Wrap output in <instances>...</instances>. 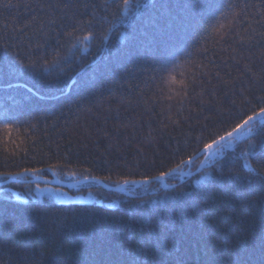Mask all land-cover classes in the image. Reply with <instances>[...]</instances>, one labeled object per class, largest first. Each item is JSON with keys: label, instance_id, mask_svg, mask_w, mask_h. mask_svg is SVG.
Here are the masks:
<instances>
[{"label": "trees", "instance_id": "obj_1", "mask_svg": "<svg viewBox=\"0 0 264 264\" xmlns=\"http://www.w3.org/2000/svg\"><path fill=\"white\" fill-rule=\"evenodd\" d=\"M205 2L0 0V58L18 69L0 86V172L116 187L194 159L258 111L264 0H209L211 16ZM250 127L161 181L64 189L103 204L35 200V177L0 186V264H262L264 121Z\"/></svg>", "mask_w": 264, "mask_h": 264}, {"label": "snow or ice", "instance_id": "obj_2", "mask_svg": "<svg viewBox=\"0 0 264 264\" xmlns=\"http://www.w3.org/2000/svg\"><path fill=\"white\" fill-rule=\"evenodd\" d=\"M123 3L125 6H128L129 0H123ZM210 16L214 15L216 11L220 9V6L217 3H210L209 0H206V2L203 5H200ZM29 24H25L24 28H28ZM23 31V29H21ZM89 37H84L85 40H87ZM39 47V45H37ZM5 51H7L5 49ZM15 59V58H13ZM22 63V61H21ZM25 67H35V65H25ZM18 72V69H16L15 65L13 64L12 60L3 59L0 58V86L7 85L8 87H12V83L9 81V77L14 73ZM175 82V81H173ZM31 91V90H29ZM260 100L264 102V96L260 97ZM261 120L264 121V105L259 107V110H250L249 113L244 114L242 117H240L236 123H234L232 126H230L228 129L224 130L222 133L217 134L214 137H211L208 142H206L201 149L203 153L206 154L205 160L210 159L212 156L216 154V151H219V149L224 145H230L231 142H234L238 139H240L242 136L247 135L248 132L251 131L250 122H254L255 120ZM6 131H11V128L7 125L5 126ZM245 130V131H242ZM260 151L259 155L264 156V141L259 146ZM257 155L256 152V146L253 145L251 152H246L245 155ZM191 157L188 161L184 159H180V161L176 164V167H170L168 170H161L159 175L157 176H150L141 180H135V179H123L122 181H114L113 183L116 185H129V184H147L150 180H162L165 177L171 176L174 173H177L178 171L182 170L183 166L187 163L191 162ZM60 167H67L66 164H56L52 165L50 164L48 166V170L52 171L56 168ZM45 169L43 168H30L26 167L21 171L18 172H0V178L3 177H16V178H30L35 177L37 180L39 179L38 174L44 172ZM87 172V170H85ZM261 177H264V171H261L260 173ZM76 176V173L71 174V178H74ZM85 181L91 182V181H97L98 178L95 176H92L90 173L85 175L84 177ZM104 179L110 180V177H105ZM26 183H31L32 181L30 179L25 180ZM261 183L264 184V179H261ZM47 189L41 188L39 183L36 184L35 189H30V191H34L37 193L43 194ZM57 193H60V189H55ZM178 199L181 198L180 196L177 197ZM262 264H264V261H262Z\"/></svg>", "mask_w": 264, "mask_h": 264}, {"label": "rangeland", "instance_id": "obj_3", "mask_svg": "<svg viewBox=\"0 0 264 264\" xmlns=\"http://www.w3.org/2000/svg\"><path fill=\"white\" fill-rule=\"evenodd\" d=\"M218 154V152H216V154L213 157H215ZM208 178V174L199 177L196 181L195 184H199L201 182H203L204 180H206ZM36 187V186H35ZM35 187L33 188V190L35 189ZM41 188H45L47 189L43 194L41 193H37V192H33V196H31L33 199L35 200H40L43 198L52 200L56 203L59 204H103L101 200H99L98 198H96L94 195L88 193V194H72L69 193L68 191L61 189V188H56V187H52V186H42ZM55 189H60L61 192L57 193L55 191ZM13 197L15 200L17 201H21V202H25L27 200V198H25L24 196H20L16 193H13ZM112 205V204H110Z\"/></svg>", "mask_w": 264, "mask_h": 264}, {"label": "water", "instance_id": "obj_4", "mask_svg": "<svg viewBox=\"0 0 264 264\" xmlns=\"http://www.w3.org/2000/svg\"><path fill=\"white\" fill-rule=\"evenodd\" d=\"M251 123H253V122H250V124ZM202 154H203V152H201L200 154H198L194 159L191 160V162H193L198 156H200ZM205 156H206V154H205ZM205 162H206V160H205V157H204V159L202 161V165ZM165 178H167V177H165ZM157 181H161V180H150L149 183H147V184L154 183V182H157ZM13 182H19V178L12 177V178L8 179L7 181H5L3 183H0V186H6V185L11 184ZM32 182L33 183H36V184L39 183V184H42V185H48V186H52V187H56V188H61V189L75 188V187H77L79 185L88 183V181H85L84 179L83 180H80V181H77V182H74V183H64V182H60V181H56V180H48V179L47 180L46 179H44V180H39L38 179V180H33ZM91 182H95L100 187H102L103 189H105V190H107L109 192H117V191H120L121 189H123L124 187L131 186V185H137V186L146 185V184H129V185H119V186H116V187H107V186H105L100 181H91Z\"/></svg>", "mask_w": 264, "mask_h": 264}, {"label": "bare ground", "instance_id": "obj_5", "mask_svg": "<svg viewBox=\"0 0 264 264\" xmlns=\"http://www.w3.org/2000/svg\"><path fill=\"white\" fill-rule=\"evenodd\" d=\"M243 131V130H242Z\"/></svg>", "mask_w": 264, "mask_h": 264}]
</instances>
